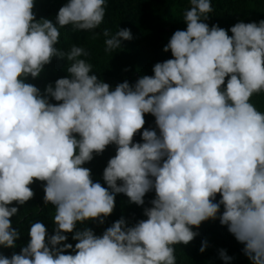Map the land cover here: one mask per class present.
Masks as SVG:
<instances>
[{
	"label": "clouds",
	"instance_id": "9594fccd",
	"mask_svg": "<svg viewBox=\"0 0 264 264\" xmlns=\"http://www.w3.org/2000/svg\"><path fill=\"white\" fill-rule=\"evenodd\" d=\"M189 4L186 29L163 47L172 58L113 90L79 58L86 49L56 47L65 26L97 29L106 0H67L55 23L36 19L34 0H0V246L16 247L24 228L12 226V205L34 196V180L45 182L56 225L48 235L42 222H31L27 245L0 254V264H177L175 245H187L198 235L192 226L218 213L251 264H264V112L250 102L264 93V19L210 27L211 0ZM103 35L105 52L132 38L127 28ZM53 57L71 62L69 75L41 94L25 78L38 77ZM144 114L154 116L159 134L143 128ZM138 131L142 143L133 140ZM109 144L116 152L103 170L104 187L93 182L89 161ZM152 190L146 220L129 226L121 217L101 235L75 230L91 219L103 224L117 193L143 205ZM219 255L232 259L223 249Z\"/></svg>",
	"mask_w": 264,
	"mask_h": 264
},
{
	"label": "trees",
	"instance_id": "16d2710c",
	"mask_svg": "<svg viewBox=\"0 0 264 264\" xmlns=\"http://www.w3.org/2000/svg\"><path fill=\"white\" fill-rule=\"evenodd\" d=\"M213 12L209 13V18L205 21L211 27L218 25L226 30L230 29L235 23L243 21L259 22L264 19V0H211ZM67 3V0H34L33 12L36 19L47 18L55 23V17L58 9ZM190 7L189 0H106V12L104 21L95 30L74 31L71 25L60 29V42L56 47L67 52L73 44L83 47L89 53L88 56L79 57L85 59L93 65L92 73L98 76V79L110 85V89L115 88L118 83L128 81L130 85L142 75H153V65L157 62H163L172 58L171 51H163L171 35L176 30H185L186 23L183 21L184 12ZM107 28L114 34L118 29L127 28L131 32L130 40H121V47L112 52H105V39L103 30ZM228 35H232L229 31ZM67 62L65 59L53 57L51 62L43 67V70L36 78L28 76L26 83H30L40 89L41 94L47 84L56 79L66 77L69 73L66 71ZM227 79V78H226ZM50 103H57L49 97ZM259 111L264 112V93L254 94L251 101ZM144 129H155L157 134L159 130L155 125V118L151 114H144ZM140 131H143L141 129ZM140 131L133 137L134 142H143ZM116 145L109 144L100 154H93V159L86 162L83 167L91 170L93 182H99L107 187L103 180V170L107 165L109 158L115 155ZM45 182L34 180L29 187L34 192V196L25 202L24 205H17L13 202L12 206L18 208V213L12 216V226L21 228L23 232L16 241L15 248H6L0 246V254L11 257L19 253L21 247L26 246L28 240V230L31 222H42L48 232V235L54 233L56 227L53 222L54 206L49 203L45 205L43 197V184ZM118 184L120 181L117 182ZM155 197L154 190L149 191L144 196V204L137 205L130 203L128 197L123 193L115 195V207L111 215L104 218V223L99 224L91 219L83 224L77 223L75 230L91 228L96 235H101L103 231L111 224L124 217L126 223L131 226L139 220H146L144 208L151 207L150 201ZM220 195L217 194L213 202L219 201ZM223 205L220 206V212H223ZM219 213L217 219H208L203 221L198 228L192 226V230L198 235L187 245H175V255L177 264H251V261L244 255L242 249L244 245L238 242L235 237L227 230L226 225L219 222ZM68 239L66 243L75 245L77 241L72 239V233H64ZM62 242V243H65ZM202 242L207 243L203 252L199 249ZM225 250L226 254L232 259L224 261L221 259L220 250ZM71 252L72 250H66Z\"/></svg>",
	"mask_w": 264,
	"mask_h": 264
}]
</instances>
